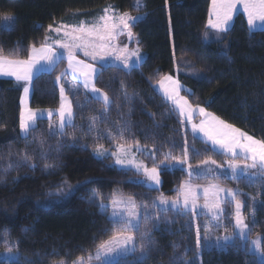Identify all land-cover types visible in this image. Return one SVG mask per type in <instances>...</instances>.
I'll return each mask as SVG.
<instances>
[{
  "label": "trees",
  "instance_id": "1",
  "mask_svg": "<svg viewBox=\"0 0 264 264\" xmlns=\"http://www.w3.org/2000/svg\"><path fill=\"white\" fill-rule=\"evenodd\" d=\"M134 1L0 0V49L4 55L11 54L12 59H26L30 45L44 42L50 24L62 23L73 15H77L76 21L88 20L108 6L118 13L133 14ZM210 1L143 0L140 13L145 14V19L132 27L145 56L142 63L131 70L96 66L95 87L107 93L112 101L106 112L102 102L61 77V85L72 104L75 126L66 128L63 137L50 136L49 121L40 120L36 129L26 139L22 138L21 87L0 79V253L11 246L6 247L3 242L7 229L10 242L17 244L11 251L24 261H0V264H53L61 260L72 264L80 257L86 258L114 230L115 225L99 208L101 198L107 202L115 191L168 198L177 194L187 178L183 169L159 168L161 183L150 188L134 171L115 167L109 158H96L93 152L97 144L111 149L119 143L136 146L139 141L141 148L154 153L150 157L141 156L149 168L154 164L160 167L171 164L174 160H165V154L182 156L185 139L192 164L208 156L219 165L228 160L185 130L170 104L155 89L164 76H172L189 91L182 95L194 107L200 105L254 138L264 139V31L249 32L243 16L238 15L221 41L205 43L202 33ZM6 16L12 19L7 28H2L1 21ZM180 60L189 62L190 70L194 68L201 76L191 77L185 69L177 73L175 66ZM64 68L65 62L61 60L54 71L34 78L31 109L58 108L56 77ZM92 117L97 119L89 131ZM26 145L31 157L28 163L23 162ZM41 152L47 154L46 158ZM46 166L51 168L46 170ZM236 181L224 180L220 185L238 191L245 205L242 213L249 223V237L260 236L264 241V179L240 177ZM93 193L98 200L92 198ZM157 215L156 227L149 222L141 226L140 232L147 229L153 241L145 249L144 258L130 257L114 264H260L237 240L234 246L203 248L198 259L196 230L189 216L170 210ZM197 221L201 235L205 234L203 227L207 220ZM232 221L225 213L217 220H208V225L213 231L225 223L224 233L228 234L234 230ZM140 232L135 235L136 252L141 253Z\"/></svg>",
  "mask_w": 264,
  "mask_h": 264
},
{
  "label": "snow or ice",
  "instance_id": "2",
  "mask_svg": "<svg viewBox=\"0 0 264 264\" xmlns=\"http://www.w3.org/2000/svg\"><path fill=\"white\" fill-rule=\"evenodd\" d=\"M238 5L243 6V10L247 15V22L250 28L257 26V22H260V26H264V0H212V8L208 19V26L215 29L217 32L224 33L228 30L229 22L233 18V14L237 9ZM139 0L134 4V7H139ZM104 14L98 19V23L85 25L81 23L79 26H69L61 24L58 27H53L52 24L48 26L49 32H55L61 36L59 39H53L49 35H45L44 42L39 46L32 44L28 50V56L26 59H12L10 55H4L3 50L0 49V76L14 77L15 80L23 82L24 98L21 103L24 104L20 112L19 118V129L22 136L26 139L30 132L34 131L37 127L38 119H42L45 112L40 109H31L26 106L25 98L27 97L30 86L37 73L41 71H54L58 61L66 55L68 61V68L75 73H79L80 77H83V87L89 89L94 95V98L102 101L105 106V112L111 105L112 101L107 93L101 92L100 89L95 87L94 83H91L96 69L92 64H86L84 61L78 60L76 53L77 51H83L85 56H91L93 60L100 56L103 59L102 54H111L107 52V49L111 48L113 52H119L116 59L120 61L121 65L125 69L131 70L132 65H139L142 57L140 56V49L137 47L134 51L128 52L127 46L122 48L113 47V41H115L118 34L127 32L128 37L131 39L133 36L132 27L139 17L130 15L129 12L124 11L117 14L113 6H108L104 10ZM111 12V14H109ZM214 17V19H213ZM10 17H5L8 19ZM62 34V35H61ZM52 40L51 43L48 41ZM99 41V43H97ZM63 49V52H58L57 47ZM89 49H92L89 51ZM98 49V50H97ZM175 56V53H173ZM131 57H135V60H131ZM62 72L61 75L56 77V81L59 82L61 77L66 74ZM165 82L169 83L168 87H165ZM160 85L165 90V95L168 99L173 101L174 106L179 110L181 117L185 118L188 123L191 124L192 133L195 137L197 133L202 134L206 142H210L212 150H219L220 154L230 157L226 163L228 168L231 170L233 178H239L243 174L247 173L249 169L256 170L250 174L251 178H264V139H256L241 129L235 127L231 123L222 120L220 117L208 112L206 108L196 105L195 107L183 96H180L181 85L178 80L173 79L172 76H164L160 81ZM61 104L56 110L59 116L57 123L49 122V135H59L63 137L66 132V128H74L73 117L74 113L72 110L71 101H69L65 95V88L63 85L60 86ZM127 96V93H125ZM200 116L204 117L199 124L193 123L194 113L197 112ZM47 116L50 118L53 115L51 109L46 110ZM96 117L91 118L89 131L92 130L93 125L96 122ZM124 130L121 129L119 132V138L122 140ZM29 145L25 146L23 155V162L28 163L31 159L28 153ZM136 150L140 151L139 141H136ZM132 151L131 145L127 148L125 144H117V151L111 153L116 156L117 164H133V160H125L121 158L118 153L127 155ZM189 147L187 139L184 141V147L182 150V156H173L171 153L165 154V160L171 159L176 161L178 164H187L188 176L191 178L193 172L192 165L188 163L189 160ZM196 155L199 152L192 149ZM97 155H105L107 149H103V145H96ZM11 155V154H10ZM46 153L41 152V156L46 158ZM154 155V153H150ZM200 165H216L217 168L223 167V165L217 164V161L212 159L211 156L206 157L200 161ZM12 165L9 164V167ZM35 164H31L30 167L35 168ZM137 171L142 170L144 175L154 185L161 183L160 172L157 165H153L149 168L147 165L135 163ZM199 167V166H198ZM51 166H46V170L50 169ZM207 173H211L213 169L208 167ZM51 174V173H50ZM202 186H193L190 182H186L181 185L180 194L183 199L178 198L169 201L167 198L161 196L159 204L155 200L151 201L152 208H159L160 206L171 205L173 208H183L186 211H191L195 217L197 213L196 209L200 207L197 204L199 198V189ZM215 189V191H212ZM203 198L205 203L203 208L208 210V214L212 219L217 220L224 213V209L221 207L223 201L219 199L218 193L225 192L226 196L231 197V203H234V235H224L223 237H217V245L220 247H227L229 243L235 245L236 237L247 239V236L251 234L249 223L246 222V218L242 213V209L245 207L244 203L237 199V193L232 189H222L217 185H210L209 187H203ZM255 200V197H252ZM101 204L103 199L101 198ZM113 207V223L115 228L113 233L108 239L102 240L96 246L95 256L91 254L88 256V260L93 259L101 261L102 264H110V257L113 255L119 256L137 250V237L136 232H140L141 218L147 223L152 217L149 215V204L147 202L137 204L136 200L132 196L116 197L114 194L112 200ZM123 209L122 211L119 209ZM163 210H166L163 209ZM252 223H255L253 219ZM205 236L203 239H207V234L210 231L208 224L204 225L203 229ZM227 231V229H225ZM8 230L5 229L3 233V242L6 247H9V252L12 248L16 247L17 244L10 242ZM201 229L200 226L196 227V245L201 247ZM223 241V243H221ZM153 241L150 238L148 231L140 232L139 237V248L141 250V259L144 258L145 249L151 245ZM251 246L247 244L245 247L248 251L255 249L258 254L264 257V242L259 236L250 242ZM83 257L78 260L83 262ZM174 261L176 257L172 258ZM53 264H64V261H53ZM76 264V262H74ZM260 264H264V259H261Z\"/></svg>",
  "mask_w": 264,
  "mask_h": 264
},
{
  "label": "rangeland",
  "instance_id": "3",
  "mask_svg": "<svg viewBox=\"0 0 264 264\" xmlns=\"http://www.w3.org/2000/svg\"><path fill=\"white\" fill-rule=\"evenodd\" d=\"M142 2L143 0H139V7H134V4L137 3V0H135L133 2V8L135 10V12L133 14H130L134 17H139V20H137L136 22L138 21H143L145 19V14L143 13H140V10L142 9ZM104 9L94 13V15L88 19V20H80V21H76V16L77 15H73L71 18H69L68 20L62 22V23H58L56 25H54L53 27H58L60 26L61 24H65V25H69V26H79L81 23H84L85 25H90V24H96L98 23V19L101 15L104 14ZM117 14H119L117 11H115ZM111 14V12L109 13ZM10 19L12 18H8V19H5L3 18L2 21H1V27L2 28H7L10 24ZM135 22V23H136ZM62 35V34H61ZM50 37H52L53 39H59L61 38L60 35H58L57 33L55 32H50ZM49 43L52 42V40H49L48 41ZM97 43H99V41H97ZM127 46V49H128V52H132L134 51L137 47H139L140 49V56L142 57V60L140 61V63H142V61L144 60V53L140 47V45L138 44V38L136 36H132L131 39L128 37L127 35V32H124L123 34H118L116 36V39L115 41H113V47H117V48H122L124 46ZM57 49H59L60 51H64L63 49H60L58 46H56ZM92 49H89V51H91ZM98 50V49H97ZM107 52L108 53H111V54H102L103 55V59H101L100 56H97V58L95 60L92 59L91 56H85L84 55V52L83 51H77L76 53V56L77 57H80L81 59H83L84 61H87V62H90V63H96L97 65H110V66H115V67H119L121 69H124V70H129V69H125L120 61H118L116 59V56L119 55L120 53L117 51V52H113L111 48L107 49ZM66 56V55H65ZM131 60H135V57H131ZM139 63V64H140ZM190 66L191 64H189V62H184L183 60H180V61H177L176 63V66H175V70L177 71V73H182V72H185L184 69L186 71H190V74L187 73V75H190L191 77H195V78H199L201 76V73L198 72L197 70H195L193 68V70H190ZM134 67H137V65H132L131 68H134ZM174 79V78H173ZM61 86V85H60ZM169 86V83L168 82H165V87H168ZM155 89L156 91L163 97V99H165L169 104L170 106L172 107L173 111L176 113V115L179 117V119L181 120L185 130L190 134V136L199 141L200 143H202L204 146H206L207 148H209V150H211L213 153L217 154V155H220L224 158H227L229 159L230 157L228 156H225L223 154H220L219 153V150H212V146L210 144V142H206V140L203 138L202 134H199L197 133L196 136L194 137L193 136V133H192V128H191V124L187 122V120L183 117L180 116L179 114V110L174 106L173 104V101L168 99L167 96L165 95V90L164 88L161 87L160 83H157L156 86H155ZM60 90V88H59ZM185 92V93H189V91L187 89H185L184 87L181 86V89H180V96H183L182 93ZM92 98H94V95L91 94L90 95ZM95 99V98H94ZM97 100V99H96ZM99 101V100H98ZM102 102V101H100ZM103 103V102H102ZM204 119V117L200 116L198 111L194 113V116H193V123H197L199 124V122ZM126 148L128 146H125ZM132 147V151L129 152L127 155H124L123 153H118L121 158L125 159V160H133L134 159V163L133 164H128V163H125V164H117L116 163V156H113L111 155L112 152L114 151H117V146L115 147H112L111 149H107V152L105 155H97V152H96V149L94 150L93 154L96 158H109L110 161L113 163V165L119 169H125V170H132L134 171L136 174L140 175L141 179L143 181H146L147 182V186L148 187H154V186H157V185H154L152 184L150 181H148L147 177L144 175L143 171L140 170V171H137L136 167H135V163H140L142 162L143 164H145L142 160H141V156H149L150 157V153L151 151L150 150H147V149H144V148H141L140 147V151H137L136 150V146H131ZM104 149V148H103ZM188 163H190L192 165V168L195 170L193 172V175L191 176V178L188 176V171H187V164H184V165H181V164H178L176 161H172L171 164H162L161 167L158 166V168H165V167H172L173 169H183L185 171V173L187 174V178L185 181H183L181 184H180V187L177 191V194H175L174 196L172 197H165L167 198L169 201L173 200V199H176L179 198L182 200L183 197L182 195L180 194V188H181V185L186 183V182H190L193 186H196V185H200L202 186L201 189H199V198L197 199V204L200 205L199 208L196 209L197 213H199L198 215H196L195 217L193 216L192 212L191 211H186L185 209L183 208H180V209H177V208H173L171 207L170 203L169 205L167 206H160L159 208H152L151 207V201L155 200L157 202V204H159V199L162 195H151V196H144V195H126L120 191H115L112 196H110V198L107 200V202H103V204H101V201H99V208L101 209V212L103 214H106L108 219L111 220V222L113 223V217H112V213H113V207H112V200H113V197H114V194L116 197H119V196H123V197H128V196H132L137 204H141V203H144V202H147L149 204V215L152 217L151 219H149L147 222H149L150 225H153V228L157 226V222H158V215L157 213L158 212H163V211H172V212H178V213H182V214H185V215H188L189 218L194 222V228L196 230V227L197 225H199V222L197 221L198 218H204L207 220V222H204V224H208V220H214L212 219V217L208 214V210L203 208V205L205 203V200L203 198V192H202V188L203 187H209L210 185H217L219 188H222V189H231V188H227L225 186H221L220 183L223 182L224 180H232L234 183L237 182L236 180H238L240 177H245V178H248L249 180H259V179H264V178H260L259 176L256 177V178H251L250 177V174L252 172H255L256 170H253V169H249L247 173L243 174L242 176H240L239 178H233L232 176V173H231V170L228 168L227 166V163L225 162L223 164V167H220V168H217L216 165H208V166H204V165H200V163H191L189 162L188 160ZM199 166V167H198ZM208 167H211L213 169V171L211 173H207L206 169ZM264 175V174H262ZM197 178L199 179H203L204 181H195L197 180ZM234 190L236 193H237V199L241 200L239 197V194H238V191H236L235 189H232ZM212 191H215V189H212ZM62 194H66L65 193H61L60 195ZM93 199H97L98 200V197L96 196V194H92L91 195ZM218 196H219V199L221 201H223L221 207L224 209V213L223 215L226 213L228 216H231L232 219H233V223H232V226H233V232L231 233H224L225 232V223H221L220 225H217L216 227H214L213 231L210 230L207 234V239H203V237L205 236V234H202L201 237V247H198L197 248V254H196V257L198 259H200V251L201 249L203 248H211V247H214V246H218L217 245V237H223L224 235H234L235 233V228H234V224H235V220H234V212H235V206H234V203H231L229 201H231V197L230 196H226V193L225 192H219L218 193ZM166 210H163L165 209ZM119 210H123L122 208L119 209ZM242 211V210H241ZM223 215H221L219 218H221ZM189 219V220H190ZM145 221L143 220V218H141V226L142 224L144 223ZM114 224V223H113ZM141 226H140V230H141ZM115 228V226H114ZM204 228V227H203ZM223 228V229H221ZM219 229H221L222 233H218L219 232ZM144 231H148L147 229H144ZM137 233V232H136ZM135 233V234H136ZM224 233V235H222ZM204 235V236H203ZM258 236L254 237V238H250L249 236H247V239H244V238H241V237H236L235 240L239 241L240 243V246L241 247H245V245L247 244L249 247L251 246L250 242L252 240H255ZM260 237V236H259ZM261 238V237H260ZM262 242H264L262 240ZM221 243H223V241H221ZM231 244V243H229ZM262 246H264V244H262ZM246 248V247H245ZM96 252V251H95ZM95 252H93L91 255L94 257L95 256ZM250 253H252L253 255H255V257L257 258V260L260 262L261 259H264V257H262L260 254H258L256 252L255 249H252L251 251H249ZM141 255L142 253L140 252H130V253H127V254H123V255H119V256H116V255H113L112 257H110V264H114V263H117L119 260H122V259H127V258H130V257H134V258H137L138 260H142L141 259ZM0 261H5V262H24L21 258V256L16 253V252H9L8 251H4V252H1L0 253ZM76 262V264H81V262L79 260H76L74 261ZM74 262L72 264H74ZM82 264H102L101 261H97L95 259L89 261L88 260V256L86 258L83 259V262Z\"/></svg>",
  "mask_w": 264,
  "mask_h": 264
},
{
  "label": "crops",
  "instance_id": "4",
  "mask_svg": "<svg viewBox=\"0 0 264 264\" xmlns=\"http://www.w3.org/2000/svg\"><path fill=\"white\" fill-rule=\"evenodd\" d=\"M211 8H212V0L210 1V4H209V8H208V11H207V21H206L205 29H204V31L202 33V39H203V41L205 43H211V42H219V41H221L222 37L231 29V27L233 25V22H234V19L238 15H242L243 16V18H244V20L246 22V25H247V29H248L249 32L264 31V26H260V22H257V26L256 27L250 28L249 25H248V22H247V15H246V13L243 10V6L242 5H238L236 11L233 14L232 20L229 22L228 30L226 32H224V33L217 32L215 29H212V28H210L208 26V19H209V16H210ZM213 19H214V17H213ZM48 35L50 36V32L48 33ZM57 51L58 52H63V51H60L59 49H57ZM77 59L78 60H81V61H84L80 57H77ZM61 60H63L65 62V68H64V71L63 72H65V70H67L66 74L63 75V77L65 78V80L66 81L73 82L74 84H76L82 90L83 93H87L89 95L93 94L91 92V90H90L91 85H90L89 89H85L83 87V77H80L79 76V73H75L74 74L71 71V69L68 68V61H67L66 56H64L63 58H61L59 61H61ZM59 61H58V63H59ZM84 63H86V64H92L95 67L96 74L94 75V77H93V79L91 81V83H94L95 78H96V76L98 74V68L96 67L97 64L96 63H90V62H87V61H84ZM48 72L49 71H41V72L37 73L36 76H38L41 73H48ZM0 79L1 80H10V81H13L14 83L18 84L21 87V97H20V102H19V118H20L21 109H22V107H24V104L21 103L22 98H24L23 82H19L18 83L15 80L14 77H8V76H0ZM58 84H59V88H60L61 81H59ZM65 95H66V92H65ZM66 97H67V95H66ZM30 99H31V86H30L29 93H28L27 97L25 98V104L29 108H30ZM67 99L69 100L68 97H67ZM60 104H61V95H60V90H59V106H58V108L60 107ZM56 110H52L53 115L50 118L47 116L46 110H42V111L45 112V115H44V117L42 119H38V121H40V120H46V121H49L50 122V120H51L52 123H57L58 120H59V116H58V113H57ZM19 133H20V129H19ZM20 136L22 138H24L21 133H20Z\"/></svg>",
  "mask_w": 264,
  "mask_h": 264
}]
</instances>
